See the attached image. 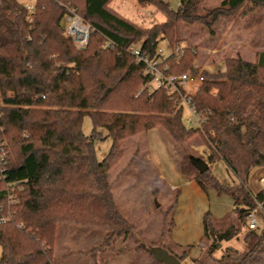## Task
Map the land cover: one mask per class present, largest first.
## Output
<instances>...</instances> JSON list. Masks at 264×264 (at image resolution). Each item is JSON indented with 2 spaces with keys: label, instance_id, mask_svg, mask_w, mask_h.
<instances>
[{
  "label": "trees",
  "instance_id": "1",
  "mask_svg": "<svg viewBox=\"0 0 264 264\" xmlns=\"http://www.w3.org/2000/svg\"><path fill=\"white\" fill-rule=\"evenodd\" d=\"M112 1L36 0L31 22L21 0L0 4V152L6 154L0 159V218H5L0 219V264H54L55 233L62 221L106 230L101 247L113 249L121 238L138 240L141 232L119 211L108 174L123 157L122 141L158 127L185 153L180 173L204 191L229 195L232 212L245 228V252L223 246V241L239 237L240 230L233 225L217 230L207 211V254L217 264H264V225L251 229L248 222L252 211L264 217V190L254 194L246 186L251 170L264 166V50L254 62L241 56L228 59L222 76L203 72L211 78L193 95V105L207 117L202 128L184 123L183 108L165 88L151 89L146 65L128 50L144 38L140 45L155 56L162 40L175 43L178 21L211 28L246 2L264 5V0H223L206 16L197 13L201 0H180L177 10L163 0H139L160 7L167 16L147 30L113 9ZM64 4L92 26L85 48L64 35ZM107 41L115 48L106 47ZM196 57L197 50L188 48L166 62L171 72L182 74L195 69ZM86 115L94 127L91 136L83 130ZM102 128L112 145L101 160L95 139L102 138ZM197 135L204 145L201 160L209 166L204 172L187 148ZM220 160L239 183H220L210 169ZM10 183L22 186L13 205L7 204ZM180 192L165 212L169 233ZM185 256L189 252L181 259Z\"/></svg>",
  "mask_w": 264,
  "mask_h": 264
},
{
  "label": "rangeland",
  "instance_id": "2",
  "mask_svg": "<svg viewBox=\"0 0 264 264\" xmlns=\"http://www.w3.org/2000/svg\"><path fill=\"white\" fill-rule=\"evenodd\" d=\"M222 1L201 0L197 13L206 16ZM163 2L175 10L180 7V0ZM110 6L143 30L167 19L160 7L139 0H113ZM143 40L135 45H140ZM188 48L197 50V57L192 61L195 69L189 70L194 73L197 70L219 77L226 74L228 59L241 56L246 61L247 58L250 62L255 61L256 54L264 50V5H253L248 1L234 15L219 17L211 28L200 22L178 21L175 43L171 45L167 40H162L159 46L167 56L173 52H186ZM209 75H206L207 79L211 78ZM190 118L188 110H184L183 120L186 125H189ZM93 128L92 119L86 115L83 121L84 133L91 136ZM98 130L102 132V138L95 139V145L98 158L102 160L111 148L112 139L106 136L105 129ZM3 144L0 142L1 146ZM121 147L123 157L111 169L108 178L114 184L112 191L119 211L141 232L138 234L139 239L125 241L121 238L116 241L113 249L101 247L106 230L62 221L57 224L55 233L54 264H106L112 258L118 260L111 264H126V257L129 264H164L160 260L162 252L174 255L180 264H217L207 254L209 241L203 235L202 216L207 211L214 218H221L214 221L217 230L225 231L231 225L240 230L239 237L223 241V246L246 251L247 245L243 240L245 228L232 212V199L227 194H218L215 189L204 191L196 182L191 185L186 180L176 165V161L179 164L185 153L164 128H153L148 133L129 137L121 142ZM187 148L194 159L200 161L204 149L202 137L195 136ZM4 152L1 151L0 155ZM132 159L134 161L131 163ZM210 169L225 186L239 183L222 160L213 163ZM157 171L164 175L165 181ZM246 186L254 194L264 190V166L251 170ZM8 188L15 194L8 197L7 204L13 205L19 201L18 193L22 186ZM178 190H181V194L173 214L174 229L169 233L170 226L164 221L165 212L174 204ZM256 215L261 229L264 217L259 212ZM167 218L170 220V216ZM202 238L204 240L200 241ZM189 246H192L190 251ZM153 248L163 250L161 252L157 249V253L152 254ZM187 252L191 257L181 259ZM1 254L0 246V257Z\"/></svg>",
  "mask_w": 264,
  "mask_h": 264
},
{
  "label": "built area",
  "instance_id": "3",
  "mask_svg": "<svg viewBox=\"0 0 264 264\" xmlns=\"http://www.w3.org/2000/svg\"><path fill=\"white\" fill-rule=\"evenodd\" d=\"M27 9L26 20L31 22L33 20V14L35 11L36 0H21ZM3 0H0V4ZM68 12L63 20L64 23V35L73 39L74 43L79 48H85L90 39V33L92 26L86 22L78 12L71 7H68ZM106 47L115 48V44L107 41ZM129 52L134 57L146 65V72L150 76V87L153 88H165L172 100L175 101L177 106L188 110L190 119L189 126L202 128L206 123L207 117L204 112H200L193 105V95L199 89L201 84L206 80V76L203 72L188 71L182 74L174 73L170 71V66L166 62L167 56L162 49H158L155 56H151L147 49H144L142 45H131L128 48ZM172 54H175L174 52ZM170 54V55H172ZM4 152V151H3ZM5 152L0 155V159L4 161ZM16 183H10L9 187H14ZM15 194V193H14ZM13 190L8 188V197L14 196ZM262 207V203H259V208ZM256 211H252L249 214L248 222L251 229H259L258 218ZM5 219V218H0Z\"/></svg>",
  "mask_w": 264,
  "mask_h": 264
},
{
  "label": "water",
  "instance_id": "4",
  "mask_svg": "<svg viewBox=\"0 0 264 264\" xmlns=\"http://www.w3.org/2000/svg\"><path fill=\"white\" fill-rule=\"evenodd\" d=\"M196 166L200 169L201 172H204L209 166L207 165L206 162H204L203 160L200 161H196ZM157 249L160 250L162 252V248H153L151 250L152 254L157 253ZM160 260L164 263V264H180L178 259L174 256V255H170L167 252H162Z\"/></svg>",
  "mask_w": 264,
  "mask_h": 264
},
{
  "label": "crops",
  "instance_id": "5",
  "mask_svg": "<svg viewBox=\"0 0 264 264\" xmlns=\"http://www.w3.org/2000/svg\"><path fill=\"white\" fill-rule=\"evenodd\" d=\"M257 52H255V53H253V54H256ZM247 60L249 61V59L247 58ZM251 62H254V61H251ZM151 131V130H150ZM149 158H150V162H151V164H152V158H151V156H150V154H149ZM175 159V158H174ZM176 160V159H175ZM176 165H177V168H178V162L176 161ZM157 170V169H156ZM178 170H179V168H178ZM180 172V171H179ZM157 173L159 174V177H161V179L163 180V181H165V178H164V175L162 174V173H159L158 171H157ZM184 176V175H183ZM185 177V176H184ZM186 178V177H185ZM186 180H187V178H186ZM189 181V183H191V185H192V183L195 185V181H193V180H188ZM181 191V190H180ZM180 194H181V192H180ZM205 214V213H204ZM204 216V215H203ZM203 216H202V226H203ZM218 219H221V218H215V220H218ZM203 231H204V228H203ZM189 256H190V254H189ZM191 257V256H190ZM117 260L118 259H116V258H112L111 260H109V261H107L106 262V264H111V262L113 261V263H116L117 262ZM125 261H124V263H126V264H129V259H128V257H126L125 259H124ZM112 263V264H113Z\"/></svg>",
  "mask_w": 264,
  "mask_h": 264
}]
</instances>
